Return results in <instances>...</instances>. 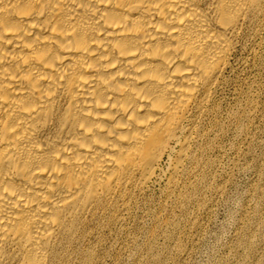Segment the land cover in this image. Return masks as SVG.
I'll return each instance as SVG.
<instances>
[{
    "label": "bare ground",
    "instance_id": "bare-ground-1",
    "mask_svg": "<svg viewBox=\"0 0 264 264\" xmlns=\"http://www.w3.org/2000/svg\"><path fill=\"white\" fill-rule=\"evenodd\" d=\"M263 17L264 0H0V264H63L166 155L170 190Z\"/></svg>",
    "mask_w": 264,
    "mask_h": 264
},
{
    "label": "rangeland",
    "instance_id": "rangeland-1",
    "mask_svg": "<svg viewBox=\"0 0 264 264\" xmlns=\"http://www.w3.org/2000/svg\"><path fill=\"white\" fill-rule=\"evenodd\" d=\"M188 135L171 189L166 155L129 212L63 264H264V17L245 25Z\"/></svg>",
    "mask_w": 264,
    "mask_h": 264
}]
</instances>
